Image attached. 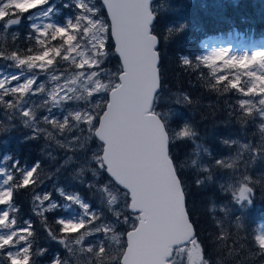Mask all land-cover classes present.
<instances>
[{"label": "snow or ice", "instance_id": "obj_1", "mask_svg": "<svg viewBox=\"0 0 264 264\" xmlns=\"http://www.w3.org/2000/svg\"><path fill=\"white\" fill-rule=\"evenodd\" d=\"M72 3L78 12L66 25L48 26L52 29L50 40L59 44L35 54L32 49L27 54L0 51V59L12 61L13 66L20 69L19 74L0 78V110L10 120L19 116L25 127L33 129L34 135L26 139L38 138L42 133L49 138L74 133L57 143L62 148L91 152L88 163L93 176L97 181L102 174L108 179L103 185L89 183L88 186L105 194L104 206L113 219L105 222L91 204L63 188L56 191L67 204H60L51 192H35L43 183L40 163L23 167L18 161H12L10 166L0 167V264H37L35 257L46 251L34 247L36 237L32 223L26 220L21 224L18 219L15 198L21 189L32 190L33 212L44 228H50L47 213L73 204L79 206L82 210L79 217L54 219L58 231L49 230L47 235L57 240L60 234H65L59 243L74 255V242L80 246V251L92 256V264H106V261L110 264H183L179 257L185 258L186 264H208L186 209L182 180L170 156L174 140L191 138L195 133L187 125L170 132L155 113L162 81L153 0H102L111 17L110 24L99 18L94 0H72ZM48 4L49 0H0V30L8 31L19 25L24 14L32 10H38L36 15L47 16L52 11V7H44ZM129 16L135 21L132 33L129 32ZM110 38L115 40V52L121 60L116 73L102 67L108 56L105 41ZM37 43L44 47L43 40L37 39ZM196 60L211 69L214 78L211 90L239 94L236 112L230 115H236L242 127L249 121H258L257 144L222 141L236 145L237 153L227 160H216V166L237 169V161L243 158V153H254L251 162L264 159V51L239 57L219 51L196 57ZM218 61L223 65L219 69ZM61 62H67L68 67L59 69ZM182 63L188 67L193 61L184 57ZM226 70L229 74H218ZM26 72L32 74L26 75ZM44 74L48 83L38 82L39 76ZM242 77L247 79L242 80ZM104 79L111 87L102 82ZM137 83L143 84V101L129 111V92ZM33 97L41 99L37 102ZM183 100L190 102L187 96ZM53 109L61 110L63 115L54 116ZM41 123L53 131L42 128ZM115 126H119V132L114 131ZM3 130L0 124V131ZM156 133L162 141L158 166L148 156V137ZM93 144L95 148L91 147ZM0 159L8 161L11 156ZM72 162L71 156L64 161L65 164ZM207 179L211 181L212 176L208 175ZM257 185L264 188V179L257 180L244 172L238 174L234 184L221 185V189L244 212L253 204ZM113 190L119 193L120 199L110 195ZM157 214L165 217L170 230L154 249H149L143 239L152 230ZM133 217L135 222L126 232V239L124 232L111 237L117 242L119 254H110L108 234L114 227L132 222ZM235 225L237 229L244 227L241 217H236ZM89 236L98 237V242L85 244ZM252 243L257 253L264 256V231L254 233ZM51 264H68V260L54 257Z\"/></svg>", "mask_w": 264, "mask_h": 264}, {"label": "trees", "instance_id": "obj_2", "mask_svg": "<svg viewBox=\"0 0 264 264\" xmlns=\"http://www.w3.org/2000/svg\"><path fill=\"white\" fill-rule=\"evenodd\" d=\"M96 2L99 4L98 0ZM190 2L187 1L182 5V9L175 12L156 11L154 24V33L158 36L162 81L158 99L177 96L182 101L179 103V108L189 118L190 127L195 133L191 138L172 142L170 156L182 180L186 209L190 213L198 242L205 251L208 264H264V256L257 253L252 243L257 223L264 220V188L257 185L253 204L246 211L240 210L235 216L232 215L234 210L224 213L227 217L222 220L228 226L219 220L223 214H220L217 209L225 205L228 200V193L221 189V181L225 178L230 179L225 175L231 176L236 181L238 174L245 171L253 178L262 180L264 179V159L251 162L250 158L254 153H243V158L237 161L243 164L241 168L227 169L215 164L216 160L225 159L226 156L237 153L236 145H226L222 142L227 140L226 137L229 135L238 138L241 143L256 145L259 141L256 127L258 121H249L242 127L236 115H230L236 112L237 100L241 98L239 94L211 90L210 85L214 83L211 69L196 60V57H201L200 40L215 37L217 33L225 37L227 32L232 33L236 30L250 41L264 42V0H194ZM49 5L53 7L52 17L55 22L62 23V19L70 14V6L64 5L63 0H49V4L44 7ZM36 12L38 10L24 14L21 23L13 32L9 30L0 32V51L6 53L18 51L21 54H27L28 50L32 49L35 54L59 44V41L50 40L52 29L48 28L49 25L44 27L42 32H47L48 36H41V33L29 27L30 17ZM100 12L104 14L103 10ZM13 33L15 39H13ZM36 37L44 41V47L37 43ZM105 44L109 54L103 65H111L112 68L119 69L120 64L113 52L110 39H107ZM184 57L193 61L191 66L183 65ZM0 64L6 67L11 66L10 61L3 59H0ZM62 65L66 64L61 62L59 66ZM216 67L221 68L219 62ZM218 74L229 73L226 70ZM242 80L246 79L242 77ZM184 96H187L190 102L184 101ZM162 107V103L157 101L155 112ZM1 111L0 124L4 126V130L0 131V158L5 155L11 156V160H4V164H0L2 167L6 164L10 166L12 161H18L23 167L40 163L43 183L35 188V192L46 191L47 183L51 181V179L47 180V177L59 174L62 178L69 175L70 166L60 164L57 167V161L48 162L41 154L40 145L35 139L14 138L10 133L12 119H8L4 111ZM178 120L176 118L171 122L175 123ZM194 145H199L204 150V155L215 156L206 158L207 170L204 172L205 179L202 180L198 172L179 168L183 156H188L189 160L192 159ZM71 173L72 178L74 172L71 171ZM13 174L17 175L15 171ZM208 175L212 176L211 181L207 179ZM77 191L85 200L88 199L89 204L93 205L88 198L87 189L77 188ZM32 196L31 189H21L18 192L15 198L16 214L21 224L26 220L32 223L36 237L34 247L41 249L50 246L49 243L45 246L48 240L47 232L58 231L54 219L60 212L47 213L50 228L42 227L40 218L33 212ZM238 216L242 218L244 225L241 229H237L235 225V219Z\"/></svg>", "mask_w": 264, "mask_h": 264}, {"label": "rangeland", "instance_id": "obj_3", "mask_svg": "<svg viewBox=\"0 0 264 264\" xmlns=\"http://www.w3.org/2000/svg\"><path fill=\"white\" fill-rule=\"evenodd\" d=\"M187 1H191L190 3H192V1L194 0H156L152 6L155 9V12L156 11L175 12L178 9H182L183 8L182 5L186 4ZM94 3L96 4L97 9L99 10V18L107 22L105 15L100 12V10H103L101 4L100 3L97 4L96 0H94ZM63 4L70 6V14L66 15L62 19V23L54 21L52 17V13L54 12V10H53V7L49 5L47 7H52V11H50L47 16H40V15H36L35 13L32 14L31 17L34 16V18L30 17L29 27L34 29V31L40 34L43 32V28L48 25H54L55 27H62L66 25L67 21H69L71 18H73L77 14L78 9H76L75 5L72 3V0H63ZM17 27L18 25L12 26V28L9 29V31L13 32L14 30L17 29ZM0 32H4V31L0 30ZM37 39L38 37H36V40ZM199 46L201 49V52H200L201 57L211 55L213 52H219V51H225L227 53V56H237V57L242 56V55L250 56L252 52L254 51H264V42L249 41L244 36L241 37V35L239 34L235 36L234 33L230 34V36L227 35L226 37H222L221 33H217L215 37L201 39L199 42ZM105 51L108 52L106 47H105ZM10 62H11V66L9 67L1 66L0 64V78H3L5 75L12 74V73L19 74L20 69L15 68L13 66V62L12 61ZM64 63L66 65L59 66V69H64L68 67L67 62H64ZM219 63L221 67H223L222 63L221 62ZM102 67L103 69L111 71L112 73H116L118 71V68L116 67L112 68L111 65H103ZM68 70L72 71L73 69L69 68ZM49 71L51 72L53 70L49 69ZM31 74L32 73L26 72V75H31ZM244 78L247 79V77H244ZM38 82L48 83L47 74L39 76ZM102 82L104 84H109V81L107 79H104ZM109 87H111L110 84H109ZM32 99L39 102L41 97H33ZM177 100H178L177 96H173L170 98L164 97L162 99L159 98L157 100L159 103H162L163 107L160 110H157L155 113L168 126V130L170 132L183 128L186 125L190 126V120L187 116H185L180 111L179 103L176 102ZM0 113H2L1 110H0ZM44 114H47V113L45 112ZM52 114L57 117H60L63 115L62 111L58 109H53ZM176 118H178L179 120L175 123H172L171 121ZM41 127L48 129L49 132L53 131L50 126L45 125L43 123H41ZM10 133L12 134L14 138H19L23 140L26 139L27 137L34 135L33 129L25 127L19 116H14V118L12 119V126H11ZM72 135H74V133H66L64 136L54 135L52 138H49L46 134L42 133L41 135H39L38 138H35L38 145H40L39 150L41 154L47 159L48 162L57 161L58 162L56 164L57 167L60 164L70 166V169H69L70 173L67 177L62 176L61 178L59 174L54 175L53 177H47V180L51 179V181L47 183L48 185L46 186V191H38V193L51 192L53 194V198L57 200L60 204H67L68 202L63 200L56 191V189L58 188H63L65 191L79 195L84 201L90 203L88 199L85 200V198H83L77 191V188H85L88 190V198L93 202V205H92L93 209L97 210L98 212L102 214V216L105 218V222L111 221L113 219V216L107 210V207L104 206V202H103V196H105V194L98 192L95 189H90L88 186L89 183H98L100 185H103L108 179L106 175L102 174L99 180L97 181L96 178L93 176L92 171L90 170V167H89V163H88L91 152L90 151L83 152V151H76L73 149L62 148L57 143L58 140L64 141L66 137L70 138ZM226 139L228 141L238 140V138H235L233 135L227 136ZM180 140H184V139H177L174 141H180ZM91 147L95 148L96 145L93 144ZM193 149H194V153H193L192 159L189 160L188 156H183V158L180 160L179 168H182L183 170H186V171L198 172L199 175L201 176L200 180L205 179L204 172H206L205 170H207L206 158L207 157L214 158L215 156L210 155V154L204 155L205 152L199 145H194ZM235 155L236 153H232L229 156H226L225 160ZM70 156L73 158L74 162L65 164L64 161ZM1 160L2 159H0V164H4V160L3 161ZM238 164L240 168L243 166L241 162H238ZM0 167L2 166L0 165ZM71 171L74 172V175H73L74 177L72 178H71V174H72ZM225 176L230 177V179H226V178L223 179L221 181V185H224L225 187H227L230 183L231 184L235 183V181L233 180L231 176L229 175H225ZM113 189H115L114 185H113ZM110 195L116 196L117 199H120L119 193L115 190H113L110 193ZM32 204H33V200H32ZM217 209L220 214H223L221 218L219 217V220L221 222H223V220L227 217L224 213L234 210L232 215L235 216L240 211L239 206L235 204V202L231 199V196L229 194H228V200L226 201L225 205L221 207H217ZM56 211L60 212V214L57 216L56 219L76 218V217H79L82 213V210L79 208V206L74 205V204L71 207L58 208L54 212ZM134 222L135 220L133 217L132 222H130L129 224L123 225L122 227L116 226L114 227L113 231L108 234V243L111 245L110 254H113V255L119 254V247L117 245V242L112 240L111 237L112 236L118 237L121 234V232H124L125 234L126 231L132 229V223ZM224 224L228 226L227 223H224ZM260 231H264V220L259 221L257 223L256 233ZM63 235L65 234H60L57 240H53L48 237V240L45 246L48 243L50 246L43 247L40 249V250L46 249V251L44 252V255L37 256V259H36L37 264H51V261L54 257L66 258L68 260V264H92V261H93L92 256L87 254L86 252L80 251L79 250L80 246L76 245L74 242L72 243L74 255L70 254L67 251V249L64 247V245L59 243V239L63 238ZM98 239L99 238L96 236L86 237L85 244H95L98 242ZM178 260L182 261L183 264H186L185 258L179 257ZM106 264H110V262L106 261Z\"/></svg>", "mask_w": 264, "mask_h": 264}, {"label": "water", "instance_id": "obj_4", "mask_svg": "<svg viewBox=\"0 0 264 264\" xmlns=\"http://www.w3.org/2000/svg\"><path fill=\"white\" fill-rule=\"evenodd\" d=\"M99 1L102 5V0H99ZM103 10H104L106 19L108 21V24H110L111 17L108 15L107 9L105 7H103ZM134 25H135L134 18L129 16L128 26H129L130 33L134 31ZM110 40L113 44V52L118 58L119 64H121L119 54L115 52V40L111 38ZM117 47H119V45H117ZM142 101H143V84L137 83V85L132 87L129 92L128 102H127V107L129 111L134 110L139 104L142 103ZM152 119L155 120V117H152ZM101 120L103 121L104 117H101ZM159 120L163 122L160 118ZM155 126H156L155 124L152 125L153 128H155ZM114 131L119 132L120 131L119 126H115ZM161 144H162V141H161V137L159 133H156L155 135H149L148 137V156L151 162L156 166H158L160 157H161ZM169 230H170L169 225L165 217L162 214H157L152 230L144 236V239H143L144 246L149 249H154L160 243V241L165 238ZM124 238L126 239V233L124 235Z\"/></svg>", "mask_w": 264, "mask_h": 264}, {"label": "bare ground", "instance_id": "obj_5", "mask_svg": "<svg viewBox=\"0 0 264 264\" xmlns=\"http://www.w3.org/2000/svg\"><path fill=\"white\" fill-rule=\"evenodd\" d=\"M226 34H231V32H227Z\"/></svg>", "mask_w": 264, "mask_h": 264}]
</instances>
